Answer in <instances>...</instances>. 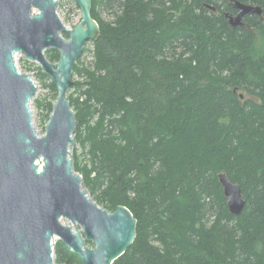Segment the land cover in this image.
I'll list each match as a JSON object with an SVG mask.
<instances>
[{
	"label": "trees",
	"instance_id": "trees-1",
	"mask_svg": "<svg viewBox=\"0 0 264 264\" xmlns=\"http://www.w3.org/2000/svg\"><path fill=\"white\" fill-rule=\"evenodd\" d=\"M91 1L99 36L67 99L84 188L137 222L113 264H264V0ZM235 3L261 14L232 28ZM36 105L47 123L52 104ZM220 173L240 186L239 216ZM54 261L82 264L61 242Z\"/></svg>",
	"mask_w": 264,
	"mask_h": 264
},
{
	"label": "water",
	"instance_id": "water-1",
	"mask_svg": "<svg viewBox=\"0 0 264 264\" xmlns=\"http://www.w3.org/2000/svg\"><path fill=\"white\" fill-rule=\"evenodd\" d=\"M73 1L80 22L68 29L57 14V0H0V264H56L54 239L82 264H113L136 238L131 212L99 207L73 168L78 122L67 93L86 44L99 36L92 1ZM235 8V16L225 15L232 28H244L245 16L261 14L257 7L235 3ZM48 50L59 54L56 63L48 61ZM17 56L37 63L56 90L43 135L31 114L38 89L17 69ZM217 180L228 212L239 216L245 205L240 186L223 173Z\"/></svg>",
	"mask_w": 264,
	"mask_h": 264
},
{
	"label": "rangeland",
	"instance_id": "rangeland-1",
	"mask_svg": "<svg viewBox=\"0 0 264 264\" xmlns=\"http://www.w3.org/2000/svg\"><path fill=\"white\" fill-rule=\"evenodd\" d=\"M57 1H58V7L56 11L60 20L68 29L73 28L75 25H77L80 22L79 9L75 6L73 0H57ZM62 36L64 37V34ZM85 49L91 51L92 45L90 43L86 44L84 50ZM48 51H46L45 54ZM79 60H82L84 63H87L92 60V55L90 52H86V53L83 52ZM16 66L19 72L23 74H29L32 80L34 81L35 85L37 86L38 90L36 96L31 102V114L35 129L37 130L39 135H43L44 125L46 123L42 122V119L44 115L47 114V111H45V108H38L36 103L40 102L42 104V107H45L48 103H51L52 105L55 103L56 98H54V94L49 86L51 81L49 78H48L49 80L48 79L39 80V75L40 73H42L39 65L37 63L27 61L23 56H17ZM69 93L70 92L68 91L67 96ZM58 242L59 241L57 239L53 240V251L56 249Z\"/></svg>",
	"mask_w": 264,
	"mask_h": 264
},
{
	"label": "bare ground",
	"instance_id": "bare-ground-1",
	"mask_svg": "<svg viewBox=\"0 0 264 264\" xmlns=\"http://www.w3.org/2000/svg\"><path fill=\"white\" fill-rule=\"evenodd\" d=\"M17 58V57H16Z\"/></svg>",
	"mask_w": 264,
	"mask_h": 264
}]
</instances>
